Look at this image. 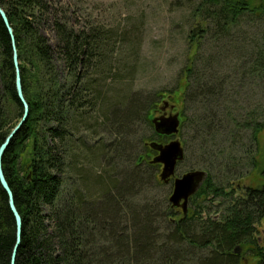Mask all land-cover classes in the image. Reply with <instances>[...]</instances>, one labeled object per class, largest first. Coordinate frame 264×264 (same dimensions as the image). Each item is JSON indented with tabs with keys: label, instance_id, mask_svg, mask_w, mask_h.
<instances>
[{
	"label": "trees",
	"instance_id": "trees-1",
	"mask_svg": "<svg viewBox=\"0 0 264 264\" xmlns=\"http://www.w3.org/2000/svg\"><path fill=\"white\" fill-rule=\"evenodd\" d=\"M197 3L194 12L200 22L190 38H199V46L205 40L230 44L246 19L259 26V37L247 56V72L264 74V0ZM0 5L14 30L30 107L27 122L3 158L4 173L23 220L15 264H247V260L251 261L248 264H264V184L237 196L234 190L227 191L231 186H218L209 176L192 197L185 216L171 207L169 197L164 214L151 204H137L135 186L142 181L137 169L159 167L143 155L132 159L136 170L131 173L115 178L99 173L92 179L86 163L77 159L73 140L75 131L88 127L86 116L96 107L100 112L103 106L119 105L111 113L115 118L110 120L107 115L102 120L99 115L95 123L115 136L114 147L106 152H117L116 157L127 162L131 157L125 156L124 143L132 134L125 127L138 118L151 126L148 115L156 101L117 95L111 104L102 96L101 80L113 76L107 60L114 48L109 30L76 29L68 18H59L60 10L49 0H0ZM51 29L58 39L56 49L45 35ZM191 69L187 73L193 80L187 82V92L193 90L190 98L199 101L194 130L201 138L209 122L221 123V81L209 75L212 67L200 73ZM15 80L12 40L0 15V146L24 114ZM214 107L215 113L206 111ZM239 122L231 120L236 129L249 128L254 139L264 127V120L252 114L247 124ZM147 140H143L144 148ZM81 156L87 159L86 150ZM113 157L110 167L117 170L119 163ZM208 198H221L217 211L204 205ZM16 246V220L0 184V264H11ZM238 247L240 253L235 252Z\"/></svg>",
	"mask_w": 264,
	"mask_h": 264
},
{
	"label": "rangeland",
	"instance_id": "rangeland-1",
	"mask_svg": "<svg viewBox=\"0 0 264 264\" xmlns=\"http://www.w3.org/2000/svg\"><path fill=\"white\" fill-rule=\"evenodd\" d=\"M49 1L60 10L59 18H68L70 25L76 29L100 28L112 33L114 48L107 60L115 79L109 74L108 79L101 80L102 96L108 98L111 104H115L117 95L120 98L134 96L156 101L155 107L148 115L151 126L145 123L144 118H138L136 121L130 120V126L125 127L133 136H123L124 140L127 138L124 143L125 156L131 157L127 162H123L121 157H116L117 152H106L107 148L112 150L114 147L111 145L115 136L109 132V128L99 127V124L95 123L99 115L102 120H106L107 115L110 120L115 118L111 113L119 105L103 106L100 112L96 107L87 118L85 117L88 127L75 131L73 140L75 152H78L77 159L86 163L85 170L90 172L92 179L99 173L114 178L120 177L123 172L131 173L136 170L132 159L135 161L141 155L146 161L148 158L150 161L156 153L148 146L144 148V139H150L145 144L152 141L164 144L175 139L182 141L185 147V160L176 169L178 177L188 171L206 169L208 177L210 176L215 184L231 186L237 196L242 195L246 188H256L264 183V127L254 139L249 128L242 130L239 126L236 129L235 123L231 124L232 118L242 122H239L240 124H247L249 114H252L254 119L258 117L260 122L264 120V74L252 76L247 72L250 65V58L247 56L260 34L256 23L249 24L246 19L247 22L237 29L240 35L238 34L230 44L205 40L206 42L202 41L199 46V38H190L192 30L200 22L199 15L194 12L198 0ZM230 30L233 31L231 28ZM45 35L56 49L58 39L52 29L47 30ZM211 67L209 75L221 81L220 98L223 101L220 106L223 102L221 110L224 113L218 116L221 123L218 124V120H215V123L209 122L205 127L206 136L199 138L194 130L199 117L195 104L199 101L190 98L193 90L187 92V82L193 80L189 79L187 71L193 68L200 73ZM202 108L200 107V110ZM163 111L166 115L180 114L181 133L175 138L155 133L152 119L162 116ZM206 111L215 113L216 108ZM200 115L206 116V112L200 111ZM234 129L237 130L236 136ZM155 136L156 138L151 140V137ZM84 150L86 160L81 156ZM146 154L150 156L147 157ZM114 155L119 163L117 170L110 167L114 162ZM137 170L142 173V183L138 182L135 186V193L138 194L137 204H151L158 209V213L164 214L168 210V197L173 187L160 184L161 167L154 169L143 165ZM93 192L96 194L98 190ZM199 201L201 199H198ZM220 202L221 198L213 201L208 198L204 205L216 209L215 206ZM190 205L191 202L188 203L189 207ZM248 262L251 261L247 260V264Z\"/></svg>",
	"mask_w": 264,
	"mask_h": 264
},
{
	"label": "water",
	"instance_id": "water-1",
	"mask_svg": "<svg viewBox=\"0 0 264 264\" xmlns=\"http://www.w3.org/2000/svg\"><path fill=\"white\" fill-rule=\"evenodd\" d=\"M0 15L8 29L12 40L13 47V59L16 70V80L15 86L19 100L23 104L24 114L19 123L10 132V134L5 139L4 143L0 146V184L5 190L9 198V206L13 212L16 220V231H17V246L13 252L11 264H15L17 258V251L21 243L22 230H23V220L15 205L13 191L6 179L4 169H3V158L9 148L11 142L21 130L23 125L27 122L30 114L29 103L27 102L24 91H23V81L21 76V70L19 66V55L16 46V39L14 30L11 27L9 18L6 12L0 5ZM174 107L172 106V109ZM152 124L155 129V133L159 136H165L167 138H175L180 134L181 121L180 114H170L162 115L152 119ZM146 146L150 147L156 154L151 158L149 163L151 165L161 166V172L159 174L160 182L162 184H169L173 180L172 193L169 196V202L173 209L180 210L185 216L188 214L189 210V199L193 197L200 189L201 185L208 178V174L204 170H192L184 173L181 177L176 176V169L179 163H181L185 158V149L182 141L180 140H170L168 143H158L152 141L147 143ZM236 253H240L239 247L235 249Z\"/></svg>",
	"mask_w": 264,
	"mask_h": 264
},
{
	"label": "flooded vegetation",
	"instance_id": "flooded-vegetation-1",
	"mask_svg": "<svg viewBox=\"0 0 264 264\" xmlns=\"http://www.w3.org/2000/svg\"><path fill=\"white\" fill-rule=\"evenodd\" d=\"M167 110V109H166ZM161 114L162 115H165V114H167L165 111H163V112H161ZM183 118H184V116H183ZM170 138V137H169ZM171 185H172V187H173V183H170ZM264 184V183H263ZM240 186L238 185V188H239ZM247 189V188H246ZM246 189H244L245 191H246ZM231 190H233V188H229L227 191H231ZM191 198L189 199V203L191 202Z\"/></svg>",
	"mask_w": 264,
	"mask_h": 264
}]
</instances>
